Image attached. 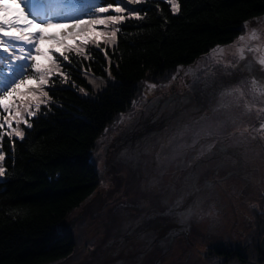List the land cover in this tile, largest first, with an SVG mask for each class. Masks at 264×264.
Listing matches in <instances>:
<instances>
[{"label": "trees", "instance_id": "16d2710c", "mask_svg": "<svg viewBox=\"0 0 264 264\" xmlns=\"http://www.w3.org/2000/svg\"><path fill=\"white\" fill-rule=\"evenodd\" d=\"M177 2L180 11L175 14L167 0H141L138 4H129L128 7L142 9L139 12L142 19L127 14L125 22L119 25L115 45L108 42V37H96L93 31H89L86 36L67 35L53 42L60 47L53 46V43L46 47L44 53L50 48L59 53L74 43L82 44L85 39L91 41L86 46L82 45L88 53V59L74 52H66L71 63H65L62 71L67 73L68 81L65 83L60 76L53 77L50 84L54 86L47 89L52 98L49 106H42L37 116L29 121L31 128L20 125L25 130V138L20 140L14 137L9 140L4 136L0 145V150L5 153V160L1 162L5 174L0 178V264H74L71 259L76 245L73 238L75 218L97 205L107 187L100 184L98 170L89 153L101 143L99 136L106 129L115 128L121 121L119 117L127 113L125 111L130 107L139 83L157 80L160 76L167 77L176 67L191 65L212 48L232 42L247 20L264 13V0ZM104 30L111 31V28ZM96 42L100 43V48L95 47ZM101 49L107 51L108 59ZM256 61L255 58L247 57L245 61H239L234 69L241 68L248 74L249 70L258 73L260 66ZM47 62V56L39 59L41 65ZM183 77L186 78L176 79L160 92H172L171 100H176V106L170 110L173 112L159 109L156 112H133L125 116L122 123L128 121L129 124L122 139L124 142L121 144L119 138H113L110 143L112 152L117 154L129 150L133 138L139 141L145 137L140 141L147 140L151 136L148 132L153 131V128L172 123V115L187 117L198 114V118H201L209 113L193 112V108L190 112H180L182 107L186 110V106L181 102L178 89L191 90L189 86H184L188 76ZM23 90L24 85H21L20 91ZM155 94L146 98L152 101ZM161 98H156L160 107ZM24 99L20 97L21 101ZM188 100V104L197 105L190 96ZM204 110L202 108L201 111ZM236 114L234 112L233 123L237 120ZM235 128L233 124L232 130L220 132L219 139L212 143L208 152L210 157L214 156V149L217 152L226 150L223 142L225 139L230 141ZM120 132L123 133L124 129ZM242 141H237L233 147L228 146L226 151L230 153L231 163L236 166L229 172L237 174L244 185H248L249 165L247 160L242 161L240 149L259 148L262 141L245 135ZM202 159L199 157L197 160L196 157L193 163L202 162ZM192 167L189 169H194V164ZM214 180L212 178L209 182ZM189 190H193L192 183H184L181 198L171 207H177L173 210V219L157 218L158 221L151 228L146 226L140 232L114 235L105 250H102V246L92 251L89 249L91 255L86 264H189V256L184 260L166 262L177 238L181 236L188 247L201 249L202 257H215L217 262L214 264H228L235 258L242 264L250 243L257 242L255 248L262 255L257 239L260 227L264 225V209L258 211L253 228L244 233L252 236L247 245L219 243L220 236L210 234L208 229L201 237L202 246L193 239L189 240L190 229L186 221L189 210L185 209L187 202L193 203L190 198L185 199ZM241 191L242 188L238 193ZM191 194L189 191L188 195ZM75 213L78 215L74 217ZM231 232L235 233V230ZM221 239L224 241L228 238ZM262 259L263 255L258 261Z\"/></svg>", "mask_w": 264, "mask_h": 264}, {"label": "rangeland", "instance_id": "374dc122", "mask_svg": "<svg viewBox=\"0 0 264 264\" xmlns=\"http://www.w3.org/2000/svg\"><path fill=\"white\" fill-rule=\"evenodd\" d=\"M127 14L124 13L125 16ZM259 16L247 20L250 22L248 28L245 29L243 25L242 31L232 42L219 46L224 49L220 63H217L220 54L213 51L217 49L216 46L208 54L198 57L191 65L178 66L171 70V75L168 74L167 77L160 76L157 80L140 82L131 105L126 109L127 113L123 114V117L133 112H156L159 109L173 112L170 110L176 106L174 102L176 100H171L172 92L161 94V91L176 79H185L186 77H183L185 75L189 79L184 86H189L191 90L187 92L181 88L178 89V94L181 102L185 103L186 111L193 108V112L209 113L201 118H198V114L187 117L172 115L174 122L153 128V131L148 132L151 136L148 135L150 137L145 141H140L145 137H141L139 141L133 138L131 144L134 149L129 147V150L120 151L117 154L112 152L111 140L117 137L123 144L122 139L125 137L126 125L129 122L120 121L118 126L110 127L107 133L104 132L99 136L101 143H98V148L89 153V157L96 165L100 184L107 187L97 205L75 218L73 238L76 245L74 257L71 259L74 264L88 263L91 255L89 249L92 251L93 248L102 246V250H105L107 243L109 240L112 241L111 237L114 235L140 232L146 229V226L151 228L158 221L157 218L173 219V210L177 207H171L181 198L184 183L193 185V190H189L192 192L191 196L187 191L185 198L193 201L192 204L187 202L185 206V209L189 210L186 218L190 229L189 240L193 239L198 243L197 245H200L201 237L204 233L206 234L207 229L210 230V234L220 236L219 243H231L232 246L237 243L248 244L252 239L251 235L244 233L249 228H253L258 211L264 209V130L260 129V125L264 123V111H262L264 96L254 95L249 91V85L254 78L252 76H260L257 80L264 82V67L259 65L260 72L249 70L248 74L241 68L225 69L224 65L239 63L237 48L243 47L245 43H250L253 47L261 46V52L255 54L246 52L247 57L258 59L261 54H264V13ZM252 29L257 30L260 39L249 42L248 34ZM93 34L99 37L95 31ZM240 36L245 37L244 42L238 40ZM53 42L55 40H43L40 46L46 50V47ZM53 46L60 47L55 43ZM178 69L181 71L178 72ZM174 75H176L175 79H173ZM149 85H156V87L152 89ZM237 85H240L244 91L243 98L233 100L231 97H225L224 102L228 104V107L220 108V94ZM153 93H156V97L152 101L146 98ZM189 96L194 104H197L196 106L190 102L188 104ZM157 97H162L161 107L156 101ZM145 99L147 103H144ZM133 101H136L135 106ZM143 108L144 110L141 111ZM202 108L206 110L201 111ZM234 112L237 113V120L233 123ZM233 124L237 128L234 129L230 141L225 139V143L223 142L224 149L227 151L228 146L233 147L237 141L243 142V135L248 138L257 137L262 141L259 148L240 149L242 161L247 160L249 165L248 185H244V182L236 176L237 174L233 175L229 172L236 167L230 161L229 152L226 150L217 152L214 149L213 157H210V153L208 154L212 143L219 139L217 137L220 132L230 128L232 130ZM120 129H124V132L118 133ZM196 157L197 160L203 157L202 162L193 163ZM219 161L222 163L218 164ZM193 164L194 169H189V167L193 168ZM212 178L215 180L209 182ZM241 188L242 191L238 193ZM77 215L75 213L73 216ZM260 228L258 243L264 236V225ZM231 230H235V233ZM221 238L228 239L223 241ZM256 244L257 242L248 244L246 260L242 264H264V259L258 261L262 255H259L256 250ZM200 250L188 247L182 240V236L178 237L166 262L184 260L187 256L191 257L189 264L217 262V259L211 255L202 257V250ZM237 261L238 259L235 258L228 264H241Z\"/></svg>", "mask_w": 264, "mask_h": 264}, {"label": "snow or ice", "instance_id": "6c2138e0", "mask_svg": "<svg viewBox=\"0 0 264 264\" xmlns=\"http://www.w3.org/2000/svg\"><path fill=\"white\" fill-rule=\"evenodd\" d=\"M140 2L141 0H127V3L125 0H94L87 10H84L76 8L74 0L69 3H66L65 0H0V13H8L12 9V5H15L19 10V16L12 19H6L5 16L0 15V145H2L4 136H7L9 140L14 137L20 140L25 138V130L20 125L23 124L25 128H31L32 124L29 121L37 116L42 106H49L52 98L47 89L54 86L50 84L54 76L62 77L63 81L67 83L69 77L62 69L65 67V63L70 64L71 60L66 52L83 55L84 59L89 58L84 47L91 42L88 39H85L82 44L77 42L67 46L59 53L51 48L47 53L42 52L39 47L40 41L56 40L57 38V33L45 35L46 30L61 28L63 30L59 34L61 36H86L89 31H95L100 37H108V42L115 45L117 34L120 31L119 25L126 19L124 13L142 19L139 16L142 9L128 7L129 4L135 5ZM167 2L171 5L173 14L180 11L177 0H167ZM104 4L107 6H102ZM110 10L115 14H108ZM249 23L245 22V29L248 28ZM107 28H111V31L104 30ZM259 39L260 35L257 30L252 29L248 34V41ZM238 40L244 42L245 37L240 36ZM95 47L100 48V43L96 42ZM101 51L108 59L107 51L105 49H101ZM213 51L220 54V58L217 59V63H220L224 49L217 46V49ZM237 51L239 61H245L247 59L246 52L254 54L261 52V46L253 47L250 43H245L243 47L238 46ZM37 56H47L48 62L43 65L39 64L36 60ZM256 62L264 67V54H261ZM237 66L238 63H229L224 65V68ZM248 67L251 69V63ZM29 70L31 74H29ZM85 71H91V69ZM177 71L179 72L181 69ZM175 78L174 76L173 79ZM28 81L31 83H27ZM21 85H24L23 91H20ZM155 87L156 85H149V88L154 89ZM81 91L84 90L81 89ZM249 91L254 95L264 96V82L252 78ZM220 96L219 107L226 108L228 104L224 102L225 97L238 100L243 98L244 91L240 85H237L225 90ZM19 97L25 99L21 101ZM133 105H136V101H133ZM21 107L23 111L20 110ZM123 119L122 115L121 122ZM260 129L264 130V123L260 125ZM107 131L106 129L105 132L107 133ZM4 160L5 153L0 150V162ZM4 174L5 168L0 163V176Z\"/></svg>", "mask_w": 264, "mask_h": 264}, {"label": "water", "instance_id": "95a60500", "mask_svg": "<svg viewBox=\"0 0 264 264\" xmlns=\"http://www.w3.org/2000/svg\"><path fill=\"white\" fill-rule=\"evenodd\" d=\"M259 250L262 253V255L264 256V236L261 238V240L259 242Z\"/></svg>", "mask_w": 264, "mask_h": 264}, {"label": "flooded vegetation", "instance_id": "af4514ba", "mask_svg": "<svg viewBox=\"0 0 264 264\" xmlns=\"http://www.w3.org/2000/svg\"><path fill=\"white\" fill-rule=\"evenodd\" d=\"M184 111H186V110H185V108H184V107H182V109H181V111H180V112H184ZM190 111H191V110H190ZM190 111H189V112H190ZM186 112H187V111H186Z\"/></svg>", "mask_w": 264, "mask_h": 264}]
</instances>
